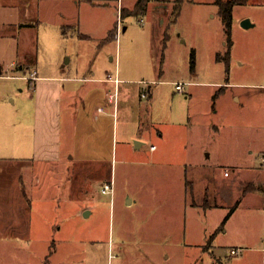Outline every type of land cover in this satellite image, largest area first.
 Returning <instances> with one entry per match:
<instances>
[{"label": "crops", "instance_id": "0c3cea01", "mask_svg": "<svg viewBox=\"0 0 264 264\" xmlns=\"http://www.w3.org/2000/svg\"><path fill=\"white\" fill-rule=\"evenodd\" d=\"M136 1L131 6L123 0L122 8L131 9ZM174 1L149 3L148 7L156 3L153 5L159 10L157 16L161 25L165 16L169 23ZM191 1L208 5L215 13L213 18L219 16L213 32L208 30V25H200L206 28L208 37L212 35L221 43L220 47H214L213 53L224 69L209 66L203 73L200 55L194 48L196 64L188 78L162 80L161 77L169 75H164L167 53L165 50L162 63L161 45L160 65L156 71L161 77L150 82L133 80L117 66L114 71L90 68L72 73L65 72V64L50 71H43L40 66L39 41L45 35L61 43L69 36L116 40L125 18L120 16L118 0H0V198H17L19 203V198L24 200L16 208V220L15 216L7 217L0 211V231L9 228L15 234L24 235L32 230L31 212L23 215V221L19 214L25 213L23 208L29 210L26 205L32 204L31 198H38L32 190L37 191L39 170L54 174L61 171V176L68 172L67 165L70 168L71 161H75L79 171L100 175L103 172L95 187L78 186L81 198H100L103 184L113 179L118 164L141 165L151 186H145V190L143 187L139 195L124 198H129L128 205H137L142 210L143 231L151 233L156 220L166 236L171 237L182 229L187 231L188 212L195 211L201 219V234L206 237L214 234L206 244L208 250L223 264H257L258 253L264 256V245L238 238L228 246L224 240H219L230 231H245L244 220L239 227H235V222L244 218L241 209L249 197L259 195L258 191L264 189L261 184V181L264 183V73L260 68H244L245 54L234 39L235 31L256 26L251 19L249 27L242 25L248 14L240 17L242 21H238L237 26L235 7H262L264 0H247L234 6L229 66L217 59L218 53L225 55L229 50L218 3L216 0ZM112 2H117L116 17L108 14ZM168 23L163 26L161 42L165 32L170 33L171 26L178 20L171 25ZM42 27L45 29L41 30ZM97 27L104 28L102 33ZM126 29L127 26L123 27V31ZM171 40L170 34L169 42ZM202 75H208V79ZM177 81L188 82L181 92L190 95L186 99H192L197 87L204 86L206 104L200 109H190L188 117L185 114L180 124L168 125L166 129L154 114L155 85H175ZM125 101L129 106L124 108ZM199 125L205 126L201 133L197 132ZM172 127L185 130L182 147L163 145L171 137ZM136 140L140 141L138 145ZM150 170L155 172L153 182ZM56 187L52 186L51 192ZM225 198L231 200L226 203ZM227 206L229 209L219 216L217 223L210 221L214 212ZM231 208L234 209L222 225ZM86 211L87 216L93 213L89 206H83L79 213ZM163 241L164 245L170 244L166 239ZM27 242L22 241L25 245ZM232 248L238 252L232 253ZM238 253L242 256L235 257Z\"/></svg>", "mask_w": 264, "mask_h": 264}, {"label": "rangeland", "instance_id": "374dc122", "mask_svg": "<svg viewBox=\"0 0 264 264\" xmlns=\"http://www.w3.org/2000/svg\"><path fill=\"white\" fill-rule=\"evenodd\" d=\"M122 3L123 0H118L119 9L122 8ZM127 3H131L132 6L134 0H127ZM116 4L117 2L110 4L109 15L116 17ZM153 4L156 3H152L143 15H127L123 22L121 21V31L116 40L100 37L82 39L69 36L61 43L55 39H49L46 35L41 37L40 66L43 71H50L57 70L65 64L66 73L75 72L77 69L84 72L90 68H108L114 71L117 66L133 80L146 79L154 82L157 77H161L156 74V71L160 65L163 26L167 25L168 16H165L161 25L157 16L159 10ZM235 8L237 26L238 21H242L240 17L247 14L249 15L247 18L256 22V26L242 32L235 31L234 34L241 53L245 54L244 68H260L264 73V5L262 7L237 5ZM213 14L215 13L211 12L208 5H198L191 0H184L178 23L170 29L172 40L168 41L166 59L163 64L166 70L164 75L169 76L161 77L162 80L170 81L167 77H172L174 81L187 79L191 71L194 48L200 55L203 73H206L209 66L224 69L222 63L216 62L213 53L214 47L218 45L220 47L221 43L217 42L216 37H211L212 35L208 37L205 33L206 28L200 25H208V30L215 31L219 16L213 18ZM125 26L127 29L123 31ZM43 29L45 27L41 30ZM102 29L104 28L99 27L98 32L102 33ZM112 56L114 59H111ZM202 76L208 79V75ZM187 88L189 89V86ZM206 94V89L201 86L197 87L196 95L194 94L192 99H186L185 97L190 95L177 92L174 84H156L153 98L155 117L166 129L168 125H178L185 114L188 117L190 109L204 107ZM135 100H138V97H135ZM122 106L125 108L129 106V103L125 101ZM262 122H264V116H262ZM204 127L199 125L197 132H203ZM169 132L171 137H168L163 145L182 147L185 130L172 127ZM121 143L120 138L119 144ZM255 162H258L256 158ZM75 164L77 162L71 161L70 168L67 165L68 172L61 176H59L61 171L58 174L38 171L37 191L32 190L38 198H31L32 204L30 202V206L26 205L29 210L25 211L23 208L25 213L22 214L21 211L19 214L23 221V215L31 212L32 230L24 235L15 234L14 230L9 228L0 231L4 233H0V264H223L220 258L217 256L214 258L208 250L206 244L208 245L211 236L206 237L201 234V219L195 211L188 212L187 231L182 229L171 237L166 236L167 234H163L160 229L158 220L152 226L151 233L143 231L142 210L138 209L137 205H128L129 198L124 197L134 196L135 193L139 195L143 187L145 190V186H151L152 183H147L149 177L144 176L145 167L118 164L113 179L105 182L114 183L113 193L102 194L97 185L101 192L100 198H89V196L81 198L78 186L86 184L88 187L91 185L95 187L103 172L100 175L99 172L79 171L78 165ZM150 173L153 182L155 172L150 170ZM160 177L161 175L159 179ZM262 180L264 181V178ZM261 184L264 187L262 181ZM55 185H57L56 190L51 192L52 186ZM258 193L259 195L249 197L241 209L244 218L235 222V227H239L244 220L247 223L245 231H230L226 235H221L220 241L224 240L230 246L233 244L232 241L244 238L249 243L264 245V189L261 188ZM49 195H52L50 202ZM12 199L0 198V211H3L7 217L15 216L16 220V208L18 205L21 206L24 200L19 198V203L17 198L16 201ZM230 200L231 198H225L224 202L227 203ZM83 206L91 207L93 213L87 216L85 212H82L81 215L79 212L82 211ZM227 209H229L228 206L214 212L210 221L217 223L219 216ZM168 231L167 229L166 232ZM119 237L124 239L119 240ZM163 239L170 244H162ZM22 241L27 244L25 245ZM227 248L230 250V247ZM263 258L262 252H259L256 257L257 264H262Z\"/></svg>", "mask_w": 264, "mask_h": 264}, {"label": "trees", "instance_id": "16d2710c", "mask_svg": "<svg viewBox=\"0 0 264 264\" xmlns=\"http://www.w3.org/2000/svg\"><path fill=\"white\" fill-rule=\"evenodd\" d=\"M159 1H162V0H137L132 9L121 8V11H120L121 15L120 16H121V18H123V17H126L127 15H130V14L143 15L144 13H146L148 5L150 2H159ZM246 1L247 0H216V2L218 3V5L220 7V14L222 16L224 26H225V30H226V33L228 35V44H229V50H228L227 54L223 55L221 53H218L217 59L218 60H224L227 63V66H229V63H230V48L232 46L231 35H232V26H233V8L236 4L245 3ZM183 2H184V0H175L174 1L172 15L169 19L168 25L176 23V21L178 20L180 14H181V11H182ZM169 39H170V33L167 30L165 32L163 42H162V55H161V62L162 63L164 61L165 50L167 48ZM195 64H196V54H195V50H193L192 51V59H191V69L192 70H194ZM233 209L234 208H231L230 212L224 218L222 225H224V223L227 221V219H228V217L231 214ZM213 235L210 238L211 240L214 237Z\"/></svg>", "mask_w": 264, "mask_h": 264}, {"label": "built area", "instance_id": "2783aa9c", "mask_svg": "<svg viewBox=\"0 0 264 264\" xmlns=\"http://www.w3.org/2000/svg\"><path fill=\"white\" fill-rule=\"evenodd\" d=\"M120 11H121V8H120ZM34 75H35V73H33L32 77H34ZM186 84H188V82H186V81L175 82L176 90L179 92H184ZM114 97L116 98L117 95H115ZM153 147H155V146H153ZM263 164H264V156H263ZM226 174H228V172H226ZM113 191H114V183L112 181L105 183L104 186L102 187L103 193H113ZM231 252L236 253V252H238V249L232 248Z\"/></svg>", "mask_w": 264, "mask_h": 264}, {"label": "water", "instance_id": "95a60500", "mask_svg": "<svg viewBox=\"0 0 264 264\" xmlns=\"http://www.w3.org/2000/svg\"><path fill=\"white\" fill-rule=\"evenodd\" d=\"M242 25L245 26V27H249V26L251 25V21H250V19L247 18V19L243 20V21H242ZM139 143H140L139 140H136V141H135V144H136V145H138ZM86 214H88V212H86Z\"/></svg>", "mask_w": 264, "mask_h": 264}]
</instances>
